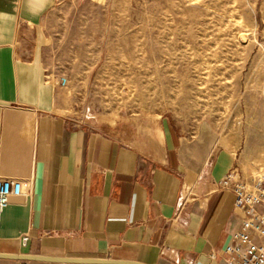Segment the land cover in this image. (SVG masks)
<instances>
[{
	"label": "crops",
	"instance_id": "0c3cea01",
	"mask_svg": "<svg viewBox=\"0 0 264 264\" xmlns=\"http://www.w3.org/2000/svg\"><path fill=\"white\" fill-rule=\"evenodd\" d=\"M56 3L0 0V176L34 178L0 210V253L33 260L0 264H229L232 154L167 117L133 139L77 119L47 42Z\"/></svg>",
	"mask_w": 264,
	"mask_h": 264
},
{
	"label": "rangeland",
	"instance_id": "374dc122",
	"mask_svg": "<svg viewBox=\"0 0 264 264\" xmlns=\"http://www.w3.org/2000/svg\"><path fill=\"white\" fill-rule=\"evenodd\" d=\"M45 30L77 119L127 139L205 127L264 176V0H57Z\"/></svg>",
	"mask_w": 264,
	"mask_h": 264
},
{
	"label": "built area",
	"instance_id": "2783aa9c",
	"mask_svg": "<svg viewBox=\"0 0 264 264\" xmlns=\"http://www.w3.org/2000/svg\"><path fill=\"white\" fill-rule=\"evenodd\" d=\"M63 81L66 82V78ZM218 187L235 194L234 206L240 215V226L225 248L228 263L264 264V177L249 179L232 168L218 181ZM33 189L32 176H0V210L10 204L13 197L32 195Z\"/></svg>",
	"mask_w": 264,
	"mask_h": 264
},
{
	"label": "water",
	"instance_id": "95a60500",
	"mask_svg": "<svg viewBox=\"0 0 264 264\" xmlns=\"http://www.w3.org/2000/svg\"><path fill=\"white\" fill-rule=\"evenodd\" d=\"M0 258H8V259H24V260H33V257L27 255H16V254H8V253H0ZM44 260L51 261H64V262H92V263H124V264H140L135 262H126V261H117V260H98V259H90V260H79L72 258H39Z\"/></svg>",
	"mask_w": 264,
	"mask_h": 264
},
{
	"label": "bare ground",
	"instance_id": "6f19581e",
	"mask_svg": "<svg viewBox=\"0 0 264 264\" xmlns=\"http://www.w3.org/2000/svg\"><path fill=\"white\" fill-rule=\"evenodd\" d=\"M262 177H264V176H262ZM262 177H261V178H262Z\"/></svg>",
	"mask_w": 264,
	"mask_h": 264
}]
</instances>
